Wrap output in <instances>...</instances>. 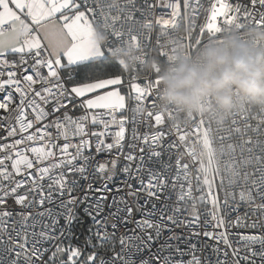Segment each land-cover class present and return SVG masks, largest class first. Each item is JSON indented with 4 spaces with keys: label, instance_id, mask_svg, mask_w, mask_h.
Returning a JSON list of instances; mask_svg holds the SVG:
<instances>
[{
    "label": "snow or ice",
    "instance_id": "snow-or-ice-1",
    "mask_svg": "<svg viewBox=\"0 0 264 264\" xmlns=\"http://www.w3.org/2000/svg\"><path fill=\"white\" fill-rule=\"evenodd\" d=\"M248 28L264 0H0V264H264V108L160 104Z\"/></svg>",
    "mask_w": 264,
    "mask_h": 264
},
{
    "label": "built area",
    "instance_id": "built-area-1",
    "mask_svg": "<svg viewBox=\"0 0 264 264\" xmlns=\"http://www.w3.org/2000/svg\"><path fill=\"white\" fill-rule=\"evenodd\" d=\"M234 4L236 0H231ZM206 43L203 45L194 55L191 60H186L183 57H178L174 66H171V70L169 67L165 66L161 71L162 80V95L160 98V104L162 106L171 104L176 107L178 110V119L183 120L185 117H190L192 113L199 112L198 102L204 97H210V103L205 106L203 109L206 118L212 120L214 123L218 124L225 117H227L232 111H234L237 105L243 101L253 110L264 108V104L256 105L251 102L247 97H245L240 91L233 89L232 99H233V107L228 112H223L216 105L215 100L211 96V94L207 96L201 97L197 102L195 108L190 107L186 104H177L174 101L167 98L168 87L166 80H172L176 76L180 74V69L183 68H191L197 74H201L206 70V64L208 60L209 52H214L216 55H222L225 57L224 63L212 68L208 69L209 74H218L224 67H231L232 61L234 58L243 57L245 59L251 58L252 61H256L257 57H259V62L264 64V47L255 46L252 41L259 40L264 41V29H256V28H248L243 32H225L223 34V43L216 44L207 42V38H205ZM124 56L126 64L131 67L135 63L136 54L125 51L122 53ZM152 61L148 60L144 66L143 70L147 71L151 67ZM184 91V90H182ZM190 93V89L186 90ZM238 93V95H237ZM131 106V105H130ZM128 136L131 137V125L128 126ZM164 159L167 160V155L164 156ZM122 179V177H121ZM122 194V193H121ZM143 203V199L140 201ZM155 202V201H152ZM151 207V204L148 205ZM136 219H139V214L136 215ZM91 224V221L88 222V225ZM171 226V225H170ZM129 227H133V225H129ZM208 230H211L210 228ZM123 229H121V232ZM177 233H183V229H175ZM168 232L165 231L163 236L161 237V241L164 236H167ZM203 242L205 244H211L212 242L207 240V238H203ZM155 250V246L153 248ZM210 251V249H209Z\"/></svg>",
    "mask_w": 264,
    "mask_h": 264
},
{
    "label": "clouds",
    "instance_id": "clouds-1",
    "mask_svg": "<svg viewBox=\"0 0 264 264\" xmlns=\"http://www.w3.org/2000/svg\"><path fill=\"white\" fill-rule=\"evenodd\" d=\"M225 57L209 52L206 70L197 74L191 68H181L180 74L166 80L167 98L177 104L195 108L196 102L211 94L216 105L223 112L233 107V89L240 91L256 105L264 104V64L251 58H234L231 67H224L218 74H209L212 69L224 63ZM190 89V93L186 90ZM184 90V91H182Z\"/></svg>",
    "mask_w": 264,
    "mask_h": 264
},
{
    "label": "trees",
    "instance_id": "trees-1",
    "mask_svg": "<svg viewBox=\"0 0 264 264\" xmlns=\"http://www.w3.org/2000/svg\"><path fill=\"white\" fill-rule=\"evenodd\" d=\"M98 39H100L101 41H103L104 37L103 36H99ZM89 225L87 226H83L81 224H77L74 226V231L79 234L81 232V229H83V235H79V241L78 243L83 245V242L85 240V237L88 235L87 233V229H88ZM74 243H76V241H74Z\"/></svg>",
    "mask_w": 264,
    "mask_h": 264
},
{
    "label": "water",
    "instance_id": "water-1",
    "mask_svg": "<svg viewBox=\"0 0 264 264\" xmlns=\"http://www.w3.org/2000/svg\"><path fill=\"white\" fill-rule=\"evenodd\" d=\"M88 225V223H86V224H83V226H87Z\"/></svg>",
    "mask_w": 264,
    "mask_h": 264
}]
</instances>
